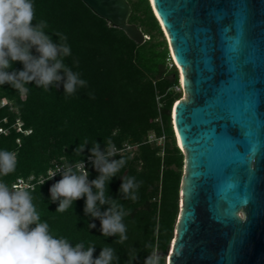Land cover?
I'll use <instances>...</instances> for the list:
<instances>
[{
	"label": "trees",
	"instance_id": "16d2710c",
	"mask_svg": "<svg viewBox=\"0 0 264 264\" xmlns=\"http://www.w3.org/2000/svg\"><path fill=\"white\" fill-rule=\"evenodd\" d=\"M127 1L131 8L128 23L147 36L142 44L130 40L120 29L109 27L81 0H33L37 20L48 24L46 34L53 35L54 42L59 41L56 33L67 37L71 55L64 63L79 72L87 86L78 88L72 96L64 95L62 85L45 91L33 83L24 95L10 85L0 87V128L6 131L0 134V149L18 155L16 172L0 176V181L11 184L18 178L33 176L34 204L41 220L49 224L56 237L69 239L73 246L78 242L85 247L94 244L98 257L105 244L111 245L120 264H126L132 249L137 256L132 264H144L155 250L164 264L179 212L184 166L170 112L182 92L174 90L179 86L177 70L148 1ZM13 67L23 69L20 63ZM149 135L152 141H148ZM162 136L163 146H158L156 140ZM85 138L89 144L84 153L75 154ZM109 140L116 149L124 144L138 145L133 156L115 155V159L123 157L127 163L108 186V195L130 210L124 217L128 239L123 245L114 243L118 237H103L100 221L85 215L84 200L65 212H56L58 203L51 202L49 189L62 178L59 174L53 180L37 183L55 165L79 160H84L89 180L96 179L99 173L88 160L89 150L93 141L103 150ZM127 175L142 182L136 202L125 200L119 193L122 177ZM89 223H95L96 228L89 229ZM148 243L152 249L145 248Z\"/></svg>",
	"mask_w": 264,
	"mask_h": 264
},
{
	"label": "water",
	"instance_id": "95a60500",
	"mask_svg": "<svg viewBox=\"0 0 264 264\" xmlns=\"http://www.w3.org/2000/svg\"><path fill=\"white\" fill-rule=\"evenodd\" d=\"M81 1L147 39L127 0ZM147 1L183 94L170 112L184 166L164 264H264V0Z\"/></svg>",
	"mask_w": 264,
	"mask_h": 264
},
{
	"label": "clouds",
	"instance_id": "9594fccd",
	"mask_svg": "<svg viewBox=\"0 0 264 264\" xmlns=\"http://www.w3.org/2000/svg\"><path fill=\"white\" fill-rule=\"evenodd\" d=\"M47 27L45 20H37L33 0H0V87L10 85L24 95L29 91L27 86L33 83L45 91L62 85L64 95L72 96L78 88L87 86L81 74L64 63L71 55L67 37L56 33L59 41L54 42L53 35L46 34ZM16 63L22 64L23 69H14ZM88 144L85 138L75 154L84 153ZM105 145L102 150L93 141L89 150L88 160L99 173L96 179L89 180L86 164L79 160L50 169L47 181L58 174L62 177L49 189L51 202L58 203L56 212H65L75 202L84 200L85 215L100 221L103 237H118L114 243L123 245L128 239L124 217L130 210L108 195V186L127 160L114 158L117 153L111 140ZM17 165L16 151L0 149V176L14 174ZM122 180L119 193L125 200L136 202L142 182L130 175ZM105 206L106 210L101 211ZM87 227L94 229L96 224L89 223ZM145 248L153 246L148 243ZM95 251L94 244L85 247L78 242L73 246L69 239L52 233L49 224L41 220L31 185L18 182L10 186L0 181V264H120V257L111 245L105 244L98 257ZM135 251L128 253L126 264L137 258ZM144 264H161V257L152 250Z\"/></svg>",
	"mask_w": 264,
	"mask_h": 264
},
{
	"label": "built area",
	"instance_id": "2783aa9c",
	"mask_svg": "<svg viewBox=\"0 0 264 264\" xmlns=\"http://www.w3.org/2000/svg\"><path fill=\"white\" fill-rule=\"evenodd\" d=\"M174 90L176 92H182L180 85L174 87ZM0 134H6V131L3 128H0ZM152 140H153V136L152 135H149L148 136V141H152ZM164 140H165V138H164V136H162V137H160V138H158L156 140V144L158 146H163ZM137 147H138L137 144H124L120 149H116V148L115 149H116V153H118V154L129 153L131 156H133L134 153H135V151L137 150ZM56 166H58V165H55L54 168H51V169H55ZM48 171L46 172V177H42L41 176V177H39L37 179V183L40 182V181H42V180H44V179H47V177H48ZM33 179H34L33 176H30L27 179L18 178V179H16L14 182H12L9 185L11 186L14 183L23 182V183L29 184V185H31L33 187L34 186V184H32Z\"/></svg>",
	"mask_w": 264,
	"mask_h": 264
},
{
	"label": "bare ground",
	"instance_id": "6f19581e",
	"mask_svg": "<svg viewBox=\"0 0 264 264\" xmlns=\"http://www.w3.org/2000/svg\"><path fill=\"white\" fill-rule=\"evenodd\" d=\"M178 146L180 147V144L177 142Z\"/></svg>",
	"mask_w": 264,
	"mask_h": 264
},
{
	"label": "rangeland",
	"instance_id": "374dc122",
	"mask_svg": "<svg viewBox=\"0 0 264 264\" xmlns=\"http://www.w3.org/2000/svg\"><path fill=\"white\" fill-rule=\"evenodd\" d=\"M182 96H183V94H182Z\"/></svg>",
	"mask_w": 264,
	"mask_h": 264
}]
</instances>
